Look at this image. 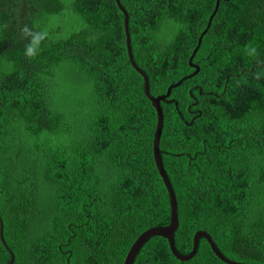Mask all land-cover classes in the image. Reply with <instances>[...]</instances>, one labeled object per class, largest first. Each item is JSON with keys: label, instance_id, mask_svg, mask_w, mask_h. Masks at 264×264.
I'll return each mask as SVG.
<instances>
[{"label": "trees", "instance_id": "1", "mask_svg": "<svg viewBox=\"0 0 264 264\" xmlns=\"http://www.w3.org/2000/svg\"><path fill=\"white\" fill-rule=\"evenodd\" d=\"M120 1L134 60L164 95L196 70L217 0ZM24 24L49 33L33 59ZM192 62L199 72L161 101L176 247L190 253L205 230L228 258L264 264V0H221ZM145 84L116 0H0V215L12 264H124L143 231L171 222ZM11 260L0 235V264ZM134 264L228 263L204 237L182 261L154 236Z\"/></svg>", "mask_w": 264, "mask_h": 264}, {"label": "water", "instance_id": "2", "mask_svg": "<svg viewBox=\"0 0 264 264\" xmlns=\"http://www.w3.org/2000/svg\"><path fill=\"white\" fill-rule=\"evenodd\" d=\"M220 1L221 0H217L215 10L213 11L212 15L210 16L207 27L203 31V33L200 35L199 40H198V45L195 48L192 56L190 57V64L193 67H195L196 70L192 74L185 76L184 78L180 79L175 84L171 85L168 88L166 94L155 97L150 93V82H149V78H148L146 72L142 68H140V66H138V64L134 60L133 51H132V44H131V34L129 31V14H128L127 10L124 8V6L122 5L121 1L116 0V2L118 3V6L120 7V9L125 14V29H126V35H127V46H128L130 61H131L132 65L134 66V68L144 76L145 82H146V84H145L146 93H147L149 99L152 101V103H153V105L157 111L158 123H157V128H156V133H155V139H154V143H153L154 158H155V163H156V166L159 170V173H160V175L164 181V184L168 190V193L170 196V201H171V222L168 225L154 226V227H151V228L143 231L136 238V240L133 242V244H132V246H131V248H130L127 256H126L124 264H134L135 259H136L137 255L139 254L141 248L145 245L146 242H148V240L150 238H152L154 236H161V237L166 238L169 242L170 249L173 252V254L178 259H180L182 261L190 260L196 255L198 248H199L200 239L202 237H204L209 242V244L212 247L215 254L224 262H226L228 264H248V263H244V262H240V261L230 259L226 255H224L220 251V249L218 248V246L215 243L212 235L208 231H205V230H198L195 233L194 241H193V249L190 253L182 254L181 252H179V250L177 249L176 244H175V233L179 228L178 201H177L176 192L174 190L172 182H171V180H170V178L166 172V169H165V166H164V163L162 160V156H161L162 152L160 149V139H161L163 125H164V113H163V108L161 106V101L167 100V98L169 97L171 90L173 88L177 87L185 79L190 78L199 72V70H200L199 65L194 64L192 62V60H193L196 52L198 51V49L202 43L204 35L207 33L209 27L211 26V22L215 16V14L217 13L218 8H219ZM172 100H174V99H172ZM0 221H1L0 235H1L2 242L4 243L6 248L11 252V255H12V260L7 264H12L15 260V255H14V252L7 245V243L4 239V222L2 220L1 215H0Z\"/></svg>", "mask_w": 264, "mask_h": 264}, {"label": "clouds", "instance_id": "3", "mask_svg": "<svg viewBox=\"0 0 264 264\" xmlns=\"http://www.w3.org/2000/svg\"><path fill=\"white\" fill-rule=\"evenodd\" d=\"M19 31L21 38L28 41V43L25 45L24 55L28 59H33L38 56L42 51V43L49 37L48 31L44 29L35 30V26L29 27L27 24H24ZM245 51L250 57H255L258 55L257 49L253 46H246ZM256 78H260L259 74H257Z\"/></svg>", "mask_w": 264, "mask_h": 264}]
</instances>
